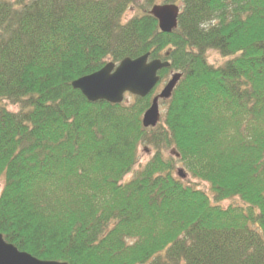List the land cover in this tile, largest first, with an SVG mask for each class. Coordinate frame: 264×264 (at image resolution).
Instances as JSON below:
<instances>
[{
	"label": "trees",
	"instance_id": "trees-1",
	"mask_svg": "<svg viewBox=\"0 0 264 264\" xmlns=\"http://www.w3.org/2000/svg\"><path fill=\"white\" fill-rule=\"evenodd\" d=\"M155 4L0 0V234L69 264H264V0H162L169 33ZM146 53L157 86L181 73L154 127L155 90L70 85Z\"/></svg>",
	"mask_w": 264,
	"mask_h": 264
},
{
	"label": "water",
	"instance_id": "water-1",
	"mask_svg": "<svg viewBox=\"0 0 264 264\" xmlns=\"http://www.w3.org/2000/svg\"><path fill=\"white\" fill-rule=\"evenodd\" d=\"M149 13L157 20L160 31L169 33L177 26L179 6L175 4H155ZM169 66L168 61L149 59L148 53L134 59L124 58L118 64L106 63L101 69L72 81V87L79 90L89 102L106 101L117 104L124 100L125 94L145 97L159 82L158 71ZM181 78V73H173L170 79L153 98L150 106L143 112V127H154L160 120L159 101L170 98L173 89ZM177 175L185 178L184 170L179 168ZM0 264H69L62 261L37 259L28 252L4 240L0 234Z\"/></svg>",
	"mask_w": 264,
	"mask_h": 264
},
{
	"label": "rangeland",
	"instance_id": "rangeland-1",
	"mask_svg": "<svg viewBox=\"0 0 264 264\" xmlns=\"http://www.w3.org/2000/svg\"><path fill=\"white\" fill-rule=\"evenodd\" d=\"M156 2H157L158 5H159V4H162V0H156ZM132 15H134V10L130 9V10H128V11L124 14V18H125V19H128V18H130ZM216 56H217V54L209 53V59H210V61H214ZM216 59H217V57H216ZM167 80H168V79H167ZM167 80H166V81H167ZM166 81H165V82L162 81V83H160L159 86H157L156 89H154L155 91H154V94H153V95L157 94V93L161 90V88H163V86H164V84L166 83ZM131 99H132V97H131V95H129V94H127V95L124 96V101H130ZM160 112H163V108H162L161 105H160ZM151 153H152L151 150H147V149H145V147H142V148H141L140 161H141V162H146V160L150 157ZM179 168H182V167H181V166H180V167L178 166L177 170H178ZM177 170H176V173H177ZM184 174H185V173H184ZM185 175H186V174H185ZM129 176H130V175H129ZM192 181H194V180H192ZM198 187L201 188V189H203V188H205L206 186H205L204 184H200V185H198ZM206 188H207V187H206ZM225 203H227V202H225Z\"/></svg>",
	"mask_w": 264,
	"mask_h": 264
}]
</instances>
